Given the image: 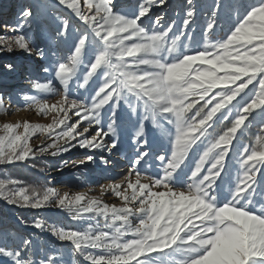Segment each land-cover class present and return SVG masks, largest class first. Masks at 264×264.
I'll return each mask as SVG.
<instances>
[{
  "label": "snow or ice",
  "instance_id": "1",
  "mask_svg": "<svg viewBox=\"0 0 264 264\" xmlns=\"http://www.w3.org/2000/svg\"><path fill=\"white\" fill-rule=\"evenodd\" d=\"M168 3L140 0L129 14L114 0H56V50L41 47L26 30L36 18L31 5L15 25H5L16 35L0 37V52L19 49L46 61V81L33 80V88L59 99L25 95L37 114L54 115L47 124H0V165L78 148L86 151L74 166H108L125 132L133 154L125 157L122 179L99 186L119 206L12 178L0 179V200L18 208L55 206L74 222L95 221L87 229L47 218L31 222L67 242L76 264H264V137L241 143L257 117L264 134V0H213L199 39L193 0L179 25L164 14L153 18V9ZM222 18L232 25L226 28ZM4 67L16 71L12 63ZM8 99L5 106L0 94V110H9ZM149 124L170 151H152ZM38 135L42 143L34 146ZM70 163L61 158L58 167ZM34 255L30 235L11 247L0 242V257L9 264H67L55 249L39 261Z\"/></svg>",
  "mask_w": 264,
  "mask_h": 264
},
{
  "label": "rangeland",
  "instance_id": "2",
  "mask_svg": "<svg viewBox=\"0 0 264 264\" xmlns=\"http://www.w3.org/2000/svg\"><path fill=\"white\" fill-rule=\"evenodd\" d=\"M139 2L140 0H115L114 3L118 10L131 14ZM240 2L251 3L252 0H240ZM193 3L198 9V19L193 26L196 29L194 35L199 39L201 29L204 25L205 13L209 10L213 0H193ZM186 4L187 0H169L167 8H154V10H156H153V18L156 14H164L167 20H176L179 25L182 22L183 10ZM27 5L33 7L36 18L26 30L30 32L41 47L51 45L52 50H56V44L51 39L55 27V21L53 19L55 13L53 12V8L56 5V0H0V37L11 38L16 35V33L9 31L5 25H15L21 9ZM221 23L227 28L232 25L233 21L222 18ZM63 47L64 46H61V48ZM8 63L15 65V72L9 73L6 70L4 66ZM45 63L46 61L34 55L30 56L28 53L19 49H15L12 52H0V94H3L5 97V106H8V98H11V107L9 110H0V124L5 122H23L25 120L31 123L41 124L51 122L54 113H49L48 116L37 114L35 108L26 106L28 102H26L24 98L25 95H35L38 99L46 98L50 102H55L56 99H59V96H48L44 93H38L33 88V80L38 79L40 82L46 81L47 74L43 73L41 70V65ZM55 83L58 88H61L58 82ZM259 121L260 118L257 117L256 122ZM147 130L150 147L153 152L163 153L165 151H170L169 142L164 139L151 124L147 126ZM128 135L129 133L125 132L122 136L119 152L112 155L115 156V158L111 159V156L108 157V153H103L110 159V164H112V166H105L97 161L96 164L80 165L77 168H73L75 167L74 163L79 162L85 155L86 150L78 148L73 149L69 153H64L62 157H52L50 155L38 157L37 159L41 165L35 170V173L43 180L41 187L49 184L54 186L61 194L64 192H85L91 196L101 194L100 185L119 181L126 173L128 161L125 157L133 154V145H131ZM42 140L43 138L38 135L34 136L30 143L34 146H39ZM200 150L202 151L203 148ZM61 158L69 160L71 163L67 167L60 169L58 164ZM16 164L20 163L17 162ZM23 165L29 169L32 168L31 162H25ZM7 167H9V165H0V179L12 178L20 181L24 186H29L25 184L24 181L11 176ZM40 168H44L45 171L40 172ZM231 172H233V175L235 174V165H232L230 168L229 180L231 179ZM101 199L106 203L116 204L117 206L121 203L111 192L103 193ZM0 205L4 211H7L5 222L0 224V242H6L9 247H11L13 241L18 242L20 236L30 235L35 244V255L33 258L37 261H39L49 249L57 250L58 256H62L67 264H76L78 258L70 254V246L67 242H61L50 233L33 228L31 222L35 218H47L50 221H58L62 225L79 227L82 229H87L89 224L92 226L95 225V221L74 222L67 212H61V210L55 206L38 210L18 208L7 205L3 200H0ZM20 219H25L29 223L21 225L19 224ZM0 264H9V262L7 258L0 257Z\"/></svg>",
  "mask_w": 264,
  "mask_h": 264
},
{
  "label": "trees",
  "instance_id": "3",
  "mask_svg": "<svg viewBox=\"0 0 264 264\" xmlns=\"http://www.w3.org/2000/svg\"><path fill=\"white\" fill-rule=\"evenodd\" d=\"M226 123L227 122H225V124L219 125L216 128V133L222 132ZM216 133H214V135ZM258 137H264V134L261 133L260 121L254 122L245 130L244 135L241 137V143L255 145L258 143ZM31 163H35L36 167H32L31 169H29L25 165L15 164L9 165V167H7V170L9 171L11 176L24 181L25 184L31 187H41V185L43 184V180L35 173V170L40 167L41 163L38 159L32 161ZM5 216H7V211H4L0 205V224L5 222Z\"/></svg>",
  "mask_w": 264,
  "mask_h": 264
},
{
  "label": "bare ground",
  "instance_id": "4",
  "mask_svg": "<svg viewBox=\"0 0 264 264\" xmlns=\"http://www.w3.org/2000/svg\"><path fill=\"white\" fill-rule=\"evenodd\" d=\"M114 2H115V0H114ZM154 10V9H153ZM156 10V9H155ZM154 10V11H155ZM113 158H115V156H111V159H113ZM79 162H75L74 164L76 165V164H78ZM108 166H112V164H109ZM73 168H77L76 166L75 167H73ZM95 196V195H94ZM97 197H102V195L101 194H97Z\"/></svg>",
  "mask_w": 264,
  "mask_h": 264
}]
</instances>
